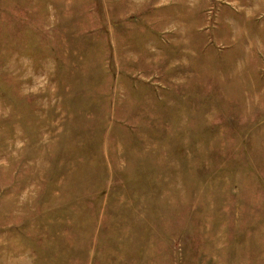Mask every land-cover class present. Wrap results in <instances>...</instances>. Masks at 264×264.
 Masks as SVG:
<instances>
[{
    "label": "rangeland",
    "instance_id": "1",
    "mask_svg": "<svg viewBox=\"0 0 264 264\" xmlns=\"http://www.w3.org/2000/svg\"><path fill=\"white\" fill-rule=\"evenodd\" d=\"M0 264H264V0H0Z\"/></svg>",
    "mask_w": 264,
    "mask_h": 264
}]
</instances>
